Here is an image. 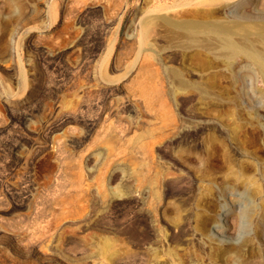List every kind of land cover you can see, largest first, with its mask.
Returning <instances> with one entry per match:
<instances>
[{"label":"rangeland","instance_id":"obj_1","mask_svg":"<svg viewBox=\"0 0 264 264\" xmlns=\"http://www.w3.org/2000/svg\"><path fill=\"white\" fill-rule=\"evenodd\" d=\"M196 18L262 48L264 0H0V264H264V81Z\"/></svg>","mask_w":264,"mask_h":264},{"label":"bare ground","instance_id":"obj_2","mask_svg":"<svg viewBox=\"0 0 264 264\" xmlns=\"http://www.w3.org/2000/svg\"><path fill=\"white\" fill-rule=\"evenodd\" d=\"M171 4L173 6L174 2ZM146 12H145V14H142V13L140 15L138 14L130 22V24L126 28L127 29L126 34L130 33V36L132 37V39L133 40L139 39V41H141V44L143 42V39L146 37L147 33L150 31L151 25L153 24L152 19H151L153 17L149 18L148 16H150V14L148 13L149 15L148 14L146 15ZM260 20L262 21V24L260 25V33H259V38H260V41L262 42V48L261 49H256L253 46H249L247 43H240V42L236 41L232 36L233 32H232L231 28L227 24L205 23L203 20L198 19V18L192 19V20H179V21H175L172 23H168V24L173 29H175L178 33L189 38V43L198 47V48L203 47L204 41L213 39L214 41L219 42L221 45L219 53L225 54L229 58H234L238 55H242V56L246 57L247 59H249L253 63V65L255 66L259 76L264 81V18H262ZM120 22H121V20H120ZM150 32H149V34L152 33V32L151 33ZM245 38H247V35L245 36ZM134 47H136V46H134ZM137 48H134V49L137 50ZM139 48H141V46ZM138 51H139V53H138V55L137 54L136 55L140 57V54H142L141 51L143 52V50L138 49ZM81 188H83V186ZM84 199H85V197H84ZM80 200L81 199L79 198V201ZM82 201H83V199L81 200V202ZM75 204H74V206H75ZM71 205H73V204H71ZM77 207L75 208V210L73 212L75 214H79L82 211V207H79V208H77ZM64 209H66V208H64ZM70 210L72 211L71 208H70ZM67 213H68V211H67ZM82 213H83V211H82ZM77 216H74V217H77Z\"/></svg>","mask_w":264,"mask_h":264}]
</instances>
